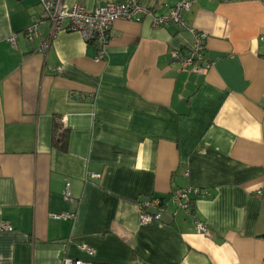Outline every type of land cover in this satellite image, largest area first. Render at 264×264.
Instances as JSON below:
<instances>
[{
  "label": "crops",
  "instance_id": "crops-1",
  "mask_svg": "<svg viewBox=\"0 0 264 264\" xmlns=\"http://www.w3.org/2000/svg\"><path fill=\"white\" fill-rule=\"evenodd\" d=\"M138 1L164 15L182 0ZM192 1L205 74L171 61L191 49L187 29L116 21L95 62L67 22L39 50V0H0V264H264V0ZM188 187L195 218L139 224L140 203Z\"/></svg>",
  "mask_w": 264,
  "mask_h": 264
},
{
  "label": "built area",
  "instance_id": "built-area-1",
  "mask_svg": "<svg viewBox=\"0 0 264 264\" xmlns=\"http://www.w3.org/2000/svg\"><path fill=\"white\" fill-rule=\"evenodd\" d=\"M227 1V0H220ZM193 1L182 0L172 7L167 14L155 15L144 3L138 0H128L126 3H106L93 10H87L82 6L68 7L66 0H39L41 13L37 22L48 21L50 24L49 39L40 44L41 52L47 51L49 40L56 36L63 29V23L67 22V30L77 32L86 44H92L96 51L95 62L103 61L107 57V45L110 39V32L116 21L141 22L148 18L153 28L173 25L179 29L189 30L194 37L191 49L186 53L171 51V61L178 65L181 71H192L196 74H205L210 65L205 60V39L206 35L197 33L189 28L184 20V14L189 12ZM37 35L36 24L26 29L23 36L31 41ZM16 35H12L8 41L11 47L16 45ZM57 72L62 68L58 67ZM97 178L98 175H92ZM68 187V185H67ZM198 197H201L199 189L188 187L177 189L170 193L165 199L151 198L138 205L139 224L148 225L152 222H159L167 211L171 210L172 215L178 211L191 214L192 205ZM64 200L72 202L70 195L65 193ZM73 215H65L71 217ZM193 216V215H192ZM195 218V216H193ZM195 227L199 233L208 235L207 227L195 219ZM2 231H11V227L5 223L0 224ZM88 255L92 252L85 246L80 247ZM61 264H92L81 260L64 259Z\"/></svg>",
  "mask_w": 264,
  "mask_h": 264
},
{
  "label": "trees",
  "instance_id": "trees-1",
  "mask_svg": "<svg viewBox=\"0 0 264 264\" xmlns=\"http://www.w3.org/2000/svg\"><path fill=\"white\" fill-rule=\"evenodd\" d=\"M64 136V132L62 131V132H60V134H59V142L57 143V146H59V148L61 149V150H64V146H65V144H66V140H65V137H63ZM63 138V139H62ZM158 199H160V200H162V199H164L163 197H160V198H158ZM166 199V198H165ZM171 211V210H170ZM191 215H193V216H195L194 215V207H193V205H192V212H191Z\"/></svg>",
  "mask_w": 264,
  "mask_h": 264
}]
</instances>
